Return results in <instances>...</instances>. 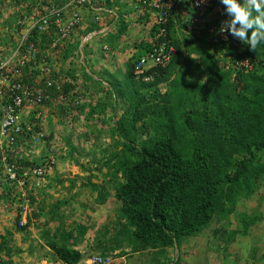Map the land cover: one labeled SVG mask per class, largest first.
I'll return each instance as SVG.
<instances>
[{
    "label": "trees",
    "instance_id": "16d2710c",
    "mask_svg": "<svg viewBox=\"0 0 264 264\" xmlns=\"http://www.w3.org/2000/svg\"><path fill=\"white\" fill-rule=\"evenodd\" d=\"M67 1L54 0L50 4L46 0H0V59L16 47L30 18L43 16L53 5L61 6ZM93 1L100 3L101 0ZM125 5L121 0L106 1L107 7L123 16ZM215 5L220 10L224 8L219 0H215ZM81 7L88 11L86 4ZM179 8L188 11V16L174 8L168 18V39L176 48L171 62L140 76L134 74L139 58L159 41L156 39L159 28L154 22L149 33L150 41L140 45L141 49L126 64L125 78L114 93H109L110 96H119L125 105L124 114L113 126V133L121 138L122 149L113 152L97 168L98 171L107 168L105 175H110V187L114 191H106L105 197L100 192L98 201L105 203L107 197L114 195L120 203L116 211V223L120 228L114 235V242L121 247L122 239L119 238L123 235L135 252L154 249L166 253L184 240L199 236L215 219H226L233 214L236 197H250L264 177L261 160L264 153V44L252 50L235 37L213 43L210 27L219 19L210 20L207 13L200 23V31H196L199 41L190 36L181 40L177 30H187L191 24L192 8L184 0L179 1ZM81 15L83 19L75 31L86 21L97 24L91 11ZM44 30L36 26L29 34V41L36 43L39 56L47 55L45 67L50 71L33 69L26 64L21 67V75L11 74L14 81L35 89L44 88L51 95V101L64 96V100L47 103L48 107L57 105L62 109L65 100L74 102L82 96L72 94L74 86L54 69L59 60L57 56L51 57L63 43L59 41L56 47H52L58 36L46 28ZM184 48L189 54L199 55V60L188 58L181 66ZM62 57L68 59L64 52ZM71 79H75L73 74ZM48 80L60 82V88L55 83L47 86ZM99 106L102 111L98 114L102 115L104 105ZM75 107L82 111L85 105L82 103ZM27 124L32 125L33 132H27ZM20 127V133L12 132L14 141L11 148L5 147L0 152V210L2 214L13 216L19 233H26L32 221L43 215L44 207L34 194L38 187L33 179L23 175V168L42 166L47 161L46 157L35 159L27 154L33 148V134L40 130L33 115ZM7 162L16 163L17 177L14 179L6 175ZM19 180L24 181L23 187ZM23 188L27 192L26 197L22 195ZM58 204L55 206L57 209ZM26 205H29V210L24 214ZM24 217L26 222L22 225ZM251 225L250 221L244 222V234ZM84 233V230L76 234L62 230L60 234L57 229L50 235L47 231L45 246L60 264H84L90 255L86 256L76 248L78 237ZM12 241L13 232H0V264H13ZM106 250L96 254L108 256V252L115 248ZM164 264H181V260H168Z\"/></svg>",
    "mask_w": 264,
    "mask_h": 264
},
{
    "label": "rangeland",
    "instance_id": "374dc122",
    "mask_svg": "<svg viewBox=\"0 0 264 264\" xmlns=\"http://www.w3.org/2000/svg\"><path fill=\"white\" fill-rule=\"evenodd\" d=\"M80 11L86 15L83 9ZM182 30H177L180 32V39L189 36ZM78 54L80 56L81 52ZM56 59L59 62L54 69L74 86L72 94L81 95L84 87L79 86L84 82L82 77L86 74V67L89 69L87 76L95 82L94 70L90 65H82L80 59L72 58V55H68L67 60L61 56ZM71 74L75 79H71ZM106 97L104 101L97 99L92 102L91 96L81 99L76 97L74 102L65 100L62 109L57 105L46 109L43 129L48 137L30 152L31 158L35 159L51 154H55L57 158L56 166L50 171L45 184L34 191L40 205L44 207L43 215L32 221L28 232L19 233L15 229L13 216L0 212V232H13V264H60L45 246L47 239L44 237L47 231L51 235L57 229L60 234L62 230L75 234L84 230V236L78 237L76 248L86 256L106 252V248H115L108 252L115 264H164L177 258L181 260V264H264V177L257 183L256 190L250 197H236L233 214L226 219H215L199 236L184 240L177 248H170L166 253L154 249L135 252L123 235L119 238L122 239L121 247H117L114 235L120 228L116 223V211L120 203L114 195L107 197L105 203L98 201L100 192L105 197L106 191L112 188L110 175H105L107 168L102 171L97 168L113 152L122 149L121 138L113 133V126L124 114L125 105L120 100L115 101L108 95ZM82 103L89 106L85 105L79 111L75 106ZM99 105H104L102 115L98 114L102 111ZM22 120L27 121L28 117L23 115ZM51 135L54 137L50 138ZM261 160L264 163V153ZM56 204L59 205L58 209ZM245 221L252 222L246 234L243 233ZM233 232L237 233L233 235ZM59 239L60 235L57 237Z\"/></svg>",
    "mask_w": 264,
    "mask_h": 264
},
{
    "label": "built area",
    "instance_id": "2783aa9c",
    "mask_svg": "<svg viewBox=\"0 0 264 264\" xmlns=\"http://www.w3.org/2000/svg\"><path fill=\"white\" fill-rule=\"evenodd\" d=\"M46 1L50 4H53L52 2H54V0ZM106 1L107 0H101L100 3H96L93 0H68L64 5H53L50 11H47L48 13L45 15L40 17L36 16V19H33L35 21L31 18L28 20V16L24 18L26 22L28 20L27 23H29V25L23 31L21 38L17 41L16 47H14L12 52L6 55L4 59H0V152L5 147H9V149L11 148L14 141V138L11 137L12 132L20 133L22 131L20 126L21 123L24 122L22 120L23 115L27 117L33 115L36 120V125L40 126L39 132L34 133L32 136L33 143L31 147L38 145L42 139L47 138L48 134L43 129V120L46 115V109L48 108L47 103L65 99L64 96L60 95L51 101V95L48 94L44 88L38 87L35 89L22 82L13 80L11 72H14L17 76L21 75V67H25L26 64H29L33 69H40L47 73L50 71V69L45 67L48 64L47 55H38L36 43L29 41V34L32 33L36 26L41 31L46 28L50 31V33L55 32L58 36V38L54 40L52 47H56L59 41H62L64 44V42L70 40L75 28L83 19L80 11L82 8L81 6L85 4L88 6L87 12L91 11L93 13L96 22L102 20L105 13H116L114 9L106 6ZM122 1H125L128 5L133 4V6L139 10L149 14L159 28V33L156 35V39L159 38V41H157V43H153L151 48L139 58L135 64L134 74L136 76H140L149 70L168 65L173 56L176 54V48L170 44V40L168 39V18L174 8H177L178 11L180 10L181 13L186 16H188V11L184 8H179L180 0ZM184 1L189 2V6L192 8L190 28L199 32L201 29L200 23L205 14L207 13L211 15L215 12V0H206L204 3H201L200 0ZM227 18L228 17L224 15L217 21L216 24H213L210 27V33L212 34V38L210 40L213 43L229 41L231 37H233L230 34H221L218 32L222 21ZM50 23L51 25L48 26ZM103 32L104 30H99L83 37V43L89 42L92 36ZM104 49H107V47L104 46ZM54 57L55 56H52L51 58L53 59ZM53 83L58 85V89L60 88V82L53 80H48L47 86H51ZM5 89L8 90L6 91ZM26 127L27 132H33L32 125L27 124ZM45 160L47 161L45 165L34 168H30L29 166L23 168V175L33 179L38 188L45 184L46 175H49L50 171L56 166L57 162L55 154H51L46 157ZM15 164L16 163L9 164L8 162L5 164L6 175L9 179L17 177ZM22 180H19V184L23 187L25 183ZM26 194L27 192L24 191L23 188L22 195L26 197ZM27 204H29V200H27ZM28 208L29 205H26L24 208V214H27L29 210ZM25 222L26 221L23 218L21 224L23 225ZM84 264H115V260L111 255L103 256L95 253L90 255L84 261Z\"/></svg>",
    "mask_w": 264,
    "mask_h": 264
},
{
    "label": "crops",
    "instance_id": "0c3cea01",
    "mask_svg": "<svg viewBox=\"0 0 264 264\" xmlns=\"http://www.w3.org/2000/svg\"><path fill=\"white\" fill-rule=\"evenodd\" d=\"M121 3L126 4L125 1ZM119 9L122 8L119 7ZM122 11L125 13L124 16L121 12L118 14L105 13L103 19L97 22V24L92 25L89 21L84 22L81 28L77 29L71 36L70 41L64 42V45L61 46L59 50H56L55 55H53L59 58L63 56L64 52V54L72 55V58H77L78 52H81V59L78 57V59L81 60V64L90 65L95 73L93 74V80L95 82H93L87 76V71H89V69L86 67V74L82 77L84 82L79 86L80 88H85V90L84 88L81 90V98H88V96H91L93 99L90 98V102L97 99L104 101V99L107 98L106 95L111 97V99L114 98L115 101L120 100L119 96L117 97L114 94L110 96L109 93H111V91H113V93L115 92V87H117L122 78H124V68L126 64L129 59L141 49L140 45L150 41L149 33L154 23L152 17L146 12L134 7L133 4H126ZM120 14L121 21H119V19L118 22H115ZM99 30H104V32L92 36L89 42L83 43V37ZM182 31L188 33L194 41H199L197 38L199 34L194 30H188L187 28V30L183 29ZM177 35L179 38V31H177ZM104 46H106L107 49H104ZM197 57H199V55L193 53L189 54L184 48L183 59L180 64L181 66L184 65L183 63H185L188 58L198 61L199 59ZM108 79H110L111 82ZM84 105L89 106V104Z\"/></svg>",
    "mask_w": 264,
    "mask_h": 264
},
{
    "label": "clouds",
    "instance_id": "9594fccd",
    "mask_svg": "<svg viewBox=\"0 0 264 264\" xmlns=\"http://www.w3.org/2000/svg\"><path fill=\"white\" fill-rule=\"evenodd\" d=\"M121 2L124 1L121 0ZM200 2L204 3L206 0H200ZM219 3L224 8L220 10L216 7L215 12L210 15V20H220L224 15L228 17L222 21L218 29L219 33L230 34L243 44L250 46L252 50L264 44V0H219ZM190 27V25L187 27L188 30L191 29ZM243 63L247 65V61ZM30 152L27 151V154Z\"/></svg>",
    "mask_w": 264,
    "mask_h": 264
}]
</instances>
